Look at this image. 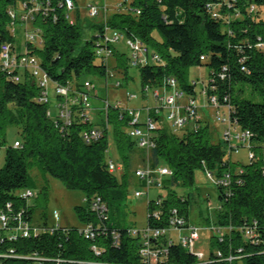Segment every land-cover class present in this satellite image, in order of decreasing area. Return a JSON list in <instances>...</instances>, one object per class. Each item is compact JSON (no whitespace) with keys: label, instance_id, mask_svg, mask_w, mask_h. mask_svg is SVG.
<instances>
[{"label":"trees","instance_id":"1","mask_svg":"<svg viewBox=\"0 0 264 264\" xmlns=\"http://www.w3.org/2000/svg\"><path fill=\"white\" fill-rule=\"evenodd\" d=\"M77 6L78 1L73 0ZM218 0H129L123 1L126 12H116L107 21L111 28L122 31L128 38L138 39L162 57L161 63H148L140 68L143 92L163 87L168 78H175L188 94H197V84L188 80L192 66L203 65L202 55L210 67L209 94L221 102L230 97L231 116L237 125L253 134L252 149L256 156L240 164L227 156L225 144L214 142L209 123L198 129L185 128L179 133L164 123L156 135V147L150 151L152 166H168L173 175L164 179L166 198L164 209L179 208L187 217L190 199L180 195L176 188L194 185L198 169L211 170L217 175L232 173L231 194L219 188L217 224L234 229L220 242L213 241L227 256L231 252L241 255L235 264H264V50L257 48L264 41V0H256L260 9L234 21L233 35L224 31L220 20L208 11V4ZM38 7L34 29L40 31L42 48L30 44V52L39 55L43 67L60 84L68 82L78 88L92 76L107 77L108 64L95 55L94 38H85L84 26L77 15L72 22L68 17L65 0H0V44L11 42L16 47V35L11 34L10 9L22 10V4ZM243 4V3H242ZM126 5V6H124ZM78 7V6H77ZM245 8V5H243ZM79 8H77L78 11ZM140 11L141 13H137ZM245 11V10H244ZM104 24L93 25L96 32ZM116 67L128 77L130 56L117 53ZM246 57L245 61L242 59ZM246 69H243V67ZM224 73L222 79L220 74ZM93 81V80H92ZM214 88V90L212 89ZM258 94L261 101L251 95ZM39 87L27 73L0 69V141L7 144L10 125L19 128L20 137L6 148L4 166L0 167V211L7 203L15 210L25 209L26 219L32 222L34 206L19 197L29 188L30 170L39 166L45 173L59 178L69 189H81L86 205L76 207L84 225L98 227L99 220L92 210L95 197H102L109 205L106 230H97V237L89 240L78 227L61 226L54 232L45 231L28 238L0 240L2 264H141L140 242L129 233L130 227H120L111 215L118 214L128 197L127 185L133 178L132 158L138 151L136 141L128 135L129 118L121 108L113 107L108 115L111 129L98 141L87 143L81 133L89 124L78 114L65 131L57 128L48 116L49 105L38 101ZM123 115V117H122ZM14 141V142H15ZM113 142L123 163L120 176L109 170V148ZM142 161L147 152L143 149ZM140 185L142 186L143 183ZM257 221L259 242L244 238L238 230L246 222ZM164 225V223H160ZM44 226H49L47 222ZM120 233L115 244L114 232ZM96 246L100 253L93 249ZM241 249V250H240ZM216 254L211 253L210 259ZM162 264H229L228 261H199L183 247L173 245L170 258Z\"/></svg>","mask_w":264,"mask_h":264},{"label":"built area","instance_id":"2","mask_svg":"<svg viewBox=\"0 0 264 264\" xmlns=\"http://www.w3.org/2000/svg\"><path fill=\"white\" fill-rule=\"evenodd\" d=\"M65 2L68 10V17L74 22L75 18L71 11H76V5L73 0H65ZM120 5L123 7V3ZM243 5H245V8ZM22 8V10H9L11 16L10 30L13 35H16L17 33V23L22 22L24 25H27L29 22H32L35 12L38 10V7H29L27 3H23ZM207 8L215 19L221 21L224 31L231 36L233 35L232 25L235 20L243 19L249 13L253 15L261 10L256 0H218L217 2L208 4ZM107 9L106 0L105 3L101 5H98L97 3L92 4L88 8V15L90 17H97L102 13H106ZM261 12L262 15H264V11ZM137 13L141 12L137 11ZM35 31L40 34L38 29H35ZM94 35L95 55L99 61L106 64H108V60L115 54L116 42L123 38L126 39V43L131 49V67H141L148 63L162 62V57L159 53L149 48L140 40L128 38L122 31L111 28L107 24L102 31L96 32ZM37 37L38 35L34 34L29 29H26V40L23 43L22 51H19L17 47H14L11 42L1 43L0 69L5 72L17 71L19 74L27 73L35 80L39 87V95L36 99L49 105L48 116L54 119L57 128L61 131H65L70 127L76 116L81 114L82 121L89 124V126L81 133L83 140L87 143L100 140L105 135L106 130L111 129V123H109L108 120L109 112L113 107L121 108V111L125 112V116L129 118V126L127 129L128 135L136 141V145L139 149H143L147 152L145 160L133 170V174L139 180V183H143L141 189L135 191L136 197L149 195V191L153 187L164 188V179L173 175V170L168 166H152L150 161V151L156 147V135L163 124V119L164 121L167 120L168 122H173L177 127L175 130L176 132L181 131L184 128L198 129L201 125H204V122L201 120L202 115L199 112V96L206 100L209 107L216 110V121H226V119L220 114V108L226 107L229 111V126L224 133V141L225 144L228 145V150L226 147L228 153L227 156L232 159L231 156L234 151L238 152L241 147H248L250 150V161L255 158L256 154L252 149L251 144L253 134L250 130L240 128L237 125V122L232 119V105L228 103L230 97L225 95V102H221L215 94H209L207 87L209 83L214 82L215 78H213V76L208 77L207 80L193 81V83L197 84V94L195 96L185 92L179 86V83L175 78H168L165 86L154 90L156 97L163 100L162 108L157 107L156 109H152L148 106L139 109L128 108L124 107L120 101L112 103L107 98H101L102 105L100 107H95L91 101L92 97L99 96L92 80L88 79L84 81L82 86L78 88L73 83L68 82L67 84H60L51 78L48 71L43 67L41 59L30 52L29 45H34ZM256 47L264 50V41L259 39L256 43ZM207 59L208 57L206 55H202L200 58L203 62ZM245 59L246 57H244L242 61H245ZM243 69H246V67L244 66ZM111 77L112 74L108 72L106 82H109ZM220 77L224 79L225 74L221 73ZM115 85L116 87L121 86L122 81L117 79ZM212 89L214 90V88ZM52 90L55 94L54 106L57 110L56 115H54L51 107ZM127 95L129 99L136 97L135 94L127 93ZM163 109L167 110L166 117L162 115L161 110ZM96 110H100L104 117L101 121L95 124L91 113ZM187 124H189V126H186ZM232 128L235 130L234 133ZM2 146L4 145L0 141V150ZM20 146V142H14L15 148ZM108 163L109 170L112 173L117 174L123 169L120 162H116L111 158H109ZM204 172L216 186H222L227 190V194H231L232 173L230 171H224L221 176L208 169ZM33 194V190L27 188L19 192V197L28 201ZM165 198L166 193L159 194L152 199L148 197V216L146 226L143 228L136 226L129 228L130 235L139 239L141 264L165 263L170 258V248L177 244L195 255L196 258L202 262H208L213 259H224L225 261H228L229 264H235L237 260L241 259V255H235L231 250L227 256H224L223 251L218 248L217 251H213L214 254H216L215 258L205 260L203 254L195 251L196 242L200 238L199 231L201 228L190 223L179 208H169L166 211L164 209ZM91 207L99 220L98 227H94L92 224H87L84 225V227L79 228L80 232L89 240L97 237V230H106L107 227L105 222L109 217V205L102 199V197H95L91 203ZM54 217L58 220V212H54ZM161 222L164 223V225H160ZM257 224V221H254L253 224L251 222H246L240 226L238 230L242 232L246 240L257 243L260 240ZM61 226L63 225L54 224L49 226H35L33 222L26 219L25 209L15 210L10 202L7 203L5 209L0 211V240L2 241L5 240V238L10 241L17 240L20 237L28 238L45 231L54 232ZM211 229L215 233L214 237L220 242H223L225 241L227 234H229L234 227L232 225L223 226L216 224ZM113 234L115 244H119L120 233L115 231ZM93 249L96 253H100V250L96 246H93ZM7 255H9V253H0V256ZM0 264L2 263L0 262Z\"/></svg>","mask_w":264,"mask_h":264},{"label":"rangeland","instance_id":"3","mask_svg":"<svg viewBox=\"0 0 264 264\" xmlns=\"http://www.w3.org/2000/svg\"><path fill=\"white\" fill-rule=\"evenodd\" d=\"M76 8H79L78 11L75 8V12L71 11L75 21L77 20V15H79L80 20L83 24L85 38H90L92 35L96 34V31L92 27L93 25L107 24L108 19L116 12H126V8H123L120 4L124 0H106L107 12L102 13L97 17H90L88 15V8L92 4L101 5L105 3V0H77ZM131 0H129V3ZM126 6V5H124ZM33 22H29L27 25H24L22 22H18L16 39L17 45L23 46L25 42L26 29H29L34 34L38 35L34 45L38 48H42V43H40L41 36L34 29ZM92 50H95L94 46H91ZM20 50V47H19ZM115 50L117 53H125L126 56H130L131 49L126 43V39L116 42ZM39 57V55H38ZM117 56L114 55L108 60V69L112 74V77L109 79V82H106L105 77L92 76L93 83L96 86V92L101 98H107L112 103L120 101L124 107L128 108H143L148 106L149 108L156 109L162 108L163 100L156 97L154 90L149 89L146 91V94L143 92L140 76L139 67H129L128 77L123 75L121 70L117 68L116 65ZM210 73V67L204 62L200 66H192L188 70V80L190 82L194 80L201 81L203 79L207 80ZM119 79L122 81V85L116 87V80ZM129 94H135L136 97L129 99ZM51 107L53 109L54 115L57 114L55 108V94L52 90L51 92ZM99 97H92V103L95 107H100L102 105V99ZM254 101H261V98L258 94H253L250 96ZM162 115L166 117L167 110L163 109ZM199 112L202 115V121L209 123L211 137L214 142L224 141V133L226 128L229 126V111L226 107L220 108L221 116L226 119V121H216L217 112L214 108L204 106L199 103ZM93 116L94 123H98L104 117L101 114L100 110L93 111L91 113ZM163 123L166 126H169L172 130H176V125L171 122L163 119ZM186 126H189L187 124ZM191 127V125H190ZM185 129V128H184ZM233 133L235 130H233ZM183 133V131H179ZM7 144L2 146L0 150V167L5 164L6 157V148L8 145L14 143L15 139L20 137L19 128L16 125H10L7 129ZM228 145L225 144V148ZM249 148L241 147L238 152L232 153V160L238 161L240 164H246L250 162L249 158ZM109 158L113 159L116 162H120L119 154L116 150V146L111 142L109 149ZM121 163V162H120ZM123 165V163H121ZM141 164V163H139ZM123 172V169L117 173L120 176ZM31 173V184L30 189L33 190V195L28 199L29 203L34 206L33 213V224L35 226L44 225L45 222L48 225L60 224L63 226L71 227H84V224L79 219L77 214L76 207L79 205H86L85 194L81 189H69L65 186L63 181L59 178H56L49 173H45L39 166H35L30 170ZM141 185L132 181L127 185V194L128 197L125 201V204L121 207V210L118 214H112V220L116 225L120 227H139L143 228L147 224L148 216V197L155 198L159 194L166 193L165 188L153 187L149 191V195H144L142 197H136L135 191L141 189ZM177 192L186 196L190 199V212L188 216V221L194 225L199 226L201 229L199 231L200 238L197 240L195 245V251L204 255V259L207 260L210 258L213 251H217L218 245L214 243L213 236L214 227L217 223V217L219 208L221 206V201L219 199V188L216 186L213 181L207 177V174L202 169H198L195 172L194 185L190 187H177ZM58 212V220L54 217V212Z\"/></svg>","mask_w":264,"mask_h":264},{"label":"crops","instance_id":"4","mask_svg":"<svg viewBox=\"0 0 264 264\" xmlns=\"http://www.w3.org/2000/svg\"><path fill=\"white\" fill-rule=\"evenodd\" d=\"M16 45H17V43H16ZM16 47H17L18 50H19V47H20V50L19 51H22L23 50V47L21 45L20 46L17 45ZM98 96H99V94H98ZM99 98H101V97L99 96ZM199 103L203 104L204 106H207L206 100L204 98H202L201 96H199ZM139 163H142V151H141V149H138V151L135 152V154L133 155V158H132L133 168H135L136 166H138ZM132 181L140 184L139 183V180L135 176H133Z\"/></svg>","mask_w":264,"mask_h":264}]
</instances>
